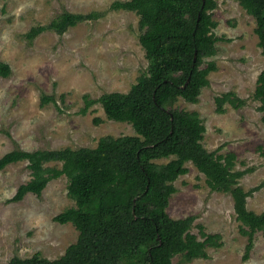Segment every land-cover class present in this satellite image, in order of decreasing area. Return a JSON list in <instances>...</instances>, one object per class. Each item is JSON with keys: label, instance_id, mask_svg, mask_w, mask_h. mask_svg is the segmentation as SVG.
Instances as JSON below:
<instances>
[{"label": "rangeland", "instance_id": "rangeland-1", "mask_svg": "<svg viewBox=\"0 0 264 264\" xmlns=\"http://www.w3.org/2000/svg\"><path fill=\"white\" fill-rule=\"evenodd\" d=\"M116 1L126 0H0V60L12 71L9 77L0 76V158L14 149L95 147L105 135L136 134L131 123L108 119L99 102L82 111L87 99L128 92L148 66L139 16L113 9ZM63 11L100 16L78 22L63 34L47 29L35 39L27 37L33 27L50 24ZM212 13L218 22L214 32L224 38L216 43L217 54L207 59L215 62L216 70L197 103L181 98L178 106L200 113L207 150L223 144L219 152L237 153L235 169H248L238 181L249 191L264 180V111L254 98L264 54L255 18L239 0H217ZM228 91L245 103L239 108L227 103L226 111L218 113L216 96ZM44 95L55 100L42 105ZM97 117L102 122L97 124ZM186 166L188 172L174 182L177 191L167 211L173 218L195 215L209 232L222 234L223 244L207 247V258L183 264H264V234L256 233L254 247L244 258L248 239L240 233L232 194L212 190L192 162ZM31 177L26 160L0 170V264L38 252L55 259L77 241L79 231L72 223L54 220L75 205L66 175L52 179L40 196L28 193L10 201ZM246 203L248 210L263 212L264 188L252 191ZM173 261L180 263V256Z\"/></svg>", "mask_w": 264, "mask_h": 264}, {"label": "trees", "instance_id": "trees-1", "mask_svg": "<svg viewBox=\"0 0 264 264\" xmlns=\"http://www.w3.org/2000/svg\"><path fill=\"white\" fill-rule=\"evenodd\" d=\"M239 3L255 18L254 31L264 54V0ZM111 7L139 16V39L148 66L128 92L87 99L82 111L99 102L108 119L131 123L136 134L105 135L95 147L14 149L0 158V170L22 160L31 170V179L18 187L10 201H20L28 193L40 196L52 179L66 175L75 205L54 220L72 223L79 231L77 241L58 258L38 252L26 258L14 256L8 264H177L176 255L181 258L178 264H183L207 258V247L222 246V234L209 232L195 215L173 218L167 211L177 191L174 182L189 170L187 162L205 175L212 190L232 194L240 233L248 239L244 254L248 258L256 233L264 234V211L248 210L246 198L264 188V180L244 190L238 180L248 169H235L237 153L219 152L223 144L207 150L200 113L178 106L181 98L197 103L216 70L215 62L207 59L217 54L216 43L224 39L214 32L218 22L212 11L217 0H126ZM99 16L63 11L50 24L33 27L27 37L35 39L47 29L63 34L78 22ZM10 67L0 60V76L9 77ZM254 98L264 111V70ZM51 100L53 96L44 95L42 105ZM215 102L218 113L226 111L227 103L235 108L245 103L233 91L216 96Z\"/></svg>", "mask_w": 264, "mask_h": 264}]
</instances>
